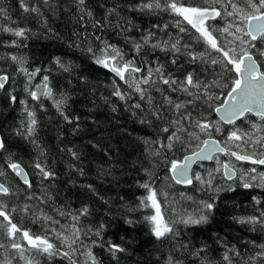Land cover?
<instances>
[{"label": "snow or ice", "instance_id": "6c2138e0", "mask_svg": "<svg viewBox=\"0 0 264 264\" xmlns=\"http://www.w3.org/2000/svg\"><path fill=\"white\" fill-rule=\"evenodd\" d=\"M203 2L207 6L189 3L188 0H134V2L129 0L127 5L116 3L111 7L102 4L100 6L105 8L103 19L94 16L89 0H71L68 7L74 8L75 13L78 14V22L91 23L94 28L101 31L106 27L117 29L118 34L124 37L125 42L130 44L132 52L137 56L142 53L147 55V49L165 53L167 62L175 66V71L180 73L177 76L173 71L166 72L165 65L159 62L147 68L142 67L134 58L126 59V53L120 47L100 35H95V40L100 42L96 48L91 46L86 48L92 62L133 88L139 96V101L128 103L132 99L131 95L122 91L115 79L111 97L124 102L125 110L131 111L137 123L151 127L157 133L154 138L139 137L149 163L146 165L143 161H137L139 167L132 166L136 172H142L146 177L143 181H136L137 186L144 189L146 194L139 196L138 203L134 206L127 204L123 196L115 199L124 201L121 208L126 213L152 209L151 213L143 216V221L149 226V234L155 242H159L161 247L168 245L167 254L161 253V264H264V243L249 242L247 254L232 245H225V250L217 257L210 254L211 249L207 241L200 244L184 241L182 235L187 233L182 234L177 225H182L184 229L195 230L208 224L216 212L215 199L209 197L207 200H201L194 214H185L179 219H166L161 210L157 191L153 187L155 176L152 168L157 163L166 162L170 179L176 184L192 185L195 181L202 188L206 186L205 190L210 192H219L222 189L213 185L211 172L209 179H205L199 173H192L191 166L196 161L215 158L217 164L215 171L220 172L222 168L223 176L227 180H232L237 174L232 157L235 161L264 165V150H261L264 149V136H255V132L264 131V123L258 124L249 119V116H255L258 121L264 122V70H262L264 64L260 63V60L264 59V46L255 43L259 40L260 44L264 45V0H203ZM18 3L23 14L40 20L47 32L55 35L54 30L47 25L45 10L55 14L60 8L57 0H18ZM121 8L142 16L167 14L174 18L173 26L177 30L176 34L173 35L168 31L170 28L168 23L154 22L150 27L140 28L132 19L123 16ZM109 17L115 18L114 25ZM0 19H11L3 6H0ZM210 21L221 23H209ZM84 26L86 24H82V27ZM187 26L195 30V33L191 34L193 38L206 46L204 51L192 50V44L182 35L190 33ZM134 29L140 32L138 39L128 35ZM0 32L7 33L11 37L6 41L0 40V46L13 48H26L27 44L23 41L34 35L32 29L27 26L11 27L0 24ZM161 32L166 38L158 35ZM211 53L217 55L213 56ZM0 60L10 61L15 66L13 73L26 78L23 90L36 104V107H32L27 100L18 99L12 91H9L6 85H9L12 76L6 70L0 71V92L5 93L9 106L17 104L21 106L23 118L19 126L12 130V134L20 137L36 150L37 157L31 167L39 179L55 180L57 174L42 159L46 152L38 140L41 122L37 111H46L44 101H50L63 123L72 126L70 132L73 135L83 131L80 117L68 114L70 96L54 88L47 74L49 69L41 67L30 69L25 66L27 57L15 53L0 57ZM53 63L63 72L70 71V66L64 64L59 57H54ZM142 63L146 62L142 60ZM198 63L205 65L203 70L196 67ZM141 73L143 75H137ZM37 76H40V82L33 85L32 81ZM80 79L86 82V77ZM153 87L160 93L159 102L150 94ZM214 89L222 91L217 93ZM224 89L226 91H223ZM170 93H177L188 99H174ZM102 99L111 106L113 112L117 111V105L111 102L110 97L104 96ZM202 104L214 111L219 116V120L213 123L202 112H198L197 109ZM237 121L250 124L254 131H242ZM221 124L230 125L231 128L225 130ZM217 136L223 139H216ZM238 141L243 143H235ZM89 143L92 148L104 151L99 142L89 141ZM249 143H251V151H245ZM233 145L239 151L232 150ZM61 151L67 153L74 162L69 163V170L78 173L81 177L86 176L85 168L81 166L83 153L75 147H62ZM176 152H190V154H185L180 159H169L168 153L174 156ZM4 153H7V156L0 161V178H2L0 179V218H2L0 235L6 238L7 243L0 242V249H10L15 255L11 258L6 257L0 261V264H12L17 257L25 264H41L42 257L46 261L60 258L66 260L67 264H105V261L107 264H140L134 258L128 260L130 256L134 257V253L124 244L105 239L104 232L110 227L108 222H101L87 229L80 226L81 218L90 215L87 203H83L75 211L56 209L60 216L71 219L70 226L62 225L59 229L54 227L59 224L58 220L44 212L36 216L32 212V207L27 204L20 211L25 214L32 213L34 221L42 220L44 225H47L44 232L31 233L14 223L13 213L17 208L9 209L3 200L4 197L16 194L7 182L8 177L10 174L19 177L28 189H32L33 184L28 178L29 173L25 171V166L13 158L14 154L9 152L6 139L0 134V154ZM218 153L228 156L229 160L221 162ZM104 156L106 159L97 169V179L101 182H104L106 177L113 176L112 169L116 167L110 162L109 152L104 151ZM249 173H257L256 168H251L240 175L243 188L252 187L251 181H256L258 178L259 183L256 186H264V172L252 176H249ZM245 177L249 179L245 180ZM79 187L85 190V194L90 193L104 204L110 205L112 202V198H107L98 191L93 183L81 184ZM27 199H34L37 204H48L52 196L45 191L40 197L29 193ZM232 219L250 232L258 230L264 232V209H261L259 214L232 217ZM123 220L130 227L137 222L130 215H124ZM92 236L96 239H92ZM217 242L223 243L219 238ZM94 248H100L104 255L95 253ZM158 251L159 248L150 249L145 258L150 259L152 253ZM80 257H83V261Z\"/></svg>", "mask_w": 264, "mask_h": 264}, {"label": "trees", "instance_id": "16d2710c", "mask_svg": "<svg viewBox=\"0 0 264 264\" xmlns=\"http://www.w3.org/2000/svg\"><path fill=\"white\" fill-rule=\"evenodd\" d=\"M70 2L71 0H57L60 8L55 14L50 10H45L47 25L54 30L55 35H53V33L47 32L40 20L23 14L19 8L18 0H0V6L7 9L11 18L10 20L0 19V24L11 27L27 26L34 33L30 39L23 41L27 44L26 48L0 46V57H6L9 53L24 55L27 57L26 67L30 69L35 67L49 69L47 74L50 77L51 84L57 91L65 92L70 96L68 114L78 115L83 129L77 135L71 134L70 128L72 126L63 123L62 118L50 101H44L47 110L37 111V116L41 122L38 140L46 152L42 159L57 176L55 180L41 181L31 167L37 157L36 150L20 137L12 134V130L19 126L23 118L20 111L21 106L19 104L9 106L5 93L0 92V134L6 139L9 152L14 154L13 158L20 161L22 166H25V170L29 173V180L33 184L32 189H28L13 174H10L7 182L13 187L16 194L4 197L3 200L7 203L9 209L17 208V211L13 213V222L31 233H43L47 225H44L42 220L34 221L32 213L25 214L20 211L25 204L32 207V212L36 216H39L40 212L53 216L59 221V224L54 225V227L59 229L62 225L70 226L72 222L70 218L60 216L56 212L57 208L75 211L83 203H87L90 215L81 218V227L87 229L106 221L110 227L104 232L105 239H110L128 247L130 252L134 253V257L130 256L128 260L134 258L140 264H161V253L167 254L168 245L165 244L161 247L159 242H155L149 234V226L143 221V216L151 213L152 209H140L132 213H126L121 208L124 201L134 206L138 203L137 198L146 194L145 190L139 188L136 184L137 180L143 181L146 177L142 172H136L132 166L139 167L136 164L137 161H143L146 165L149 163L143 151L144 145L140 142L139 137L154 138L157 133L153 128L137 123L136 118L131 115V111L125 110L124 102L111 97L110 93L115 79L121 90L131 95L132 99L128 103L139 101V96L133 91V88H130L124 81L114 78L106 69L95 65L86 52V48L89 46L96 48L100 42L95 40V35H100L103 39L120 47L126 53V59L134 58L136 63L142 67L147 68L159 62L165 65L166 72L173 71L177 76L180 73L175 71V66L167 62L166 54L163 52L147 49V55L143 53L139 56L135 55L130 44L125 42L124 37L119 35L118 30L114 27H106L101 31L94 28L91 23L78 22V14L75 13L74 8L68 7ZM128 2L129 0H89L93 14L97 19L104 18L105 8L100 5L104 4L111 7L116 3L127 5ZM188 2L207 6L203 0H188ZM121 12L125 18L132 19L133 23L140 28L150 27L154 22L168 23L170 25L168 31L173 35L176 34L177 30L173 26L174 18L167 14L142 16L136 12L126 11L124 8H121ZM109 19L114 25L115 18L109 17ZM12 21H15V23H12ZM82 24H86V26L82 27ZM187 27L189 28V26ZM189 29L190 33L182 35L185 36L187 42L192 44V50L204 51L206 46L197 42L191 35L195 32L191 28ZM128 35L138 39L140 32L134 29ZM158 35L164 37L162 32ZM9 39L11 37L7 33L0 32V40L6 41ZM211 54L213 56L217 55L216 53ZM54 57H59L64 64L69 65L70 71L63 72L53 63ZM142 60L146 63H142ZM14 67L10 61L0 60V71L6 70L12 76L9 85H6V87L18 99H25L30 106L36 107L35 102L31 101L23 90L26 78L23 75L13 73ZM186 67L191 68L192 66L186 65ZM196 67L203 70L205 65L198 63ZM137 75H143V73ZM81 77H86V82L81 81ZM39 82L40 76H37L32 84L35 85ZM129 83H132V81H129ZM214 91L220 93L222 90L214 89ZM223 91H226V89ZM150 94L157 102L161 99L160 93L155 90V87L151 89ZM170 95L174 99H188V97L177 93H170ZM104 96L110 97L111 102L117 105V111L113 112L111 106L103 101L102 97ZM197 111L202 112L213 123L218 121L214 111L208 108L207 105L202 104ZM249 119L259 124L257 118L249 116ZM237 124L240 125L242 131H254L251 125L246 122L240 121ZM221 127L225 130L231 128V126L222 124ZM255 136H264V131L255 132ZM215 138L223 139L219 136ZM89 141L99 142L104 151L110 153V162L116 165L112 169L114 175L106 177L104 182L97 179L98 166L106 159L104 151L92 148ZM235 143L242 144L243 142L238 141ZM62 147H75L83 153L81 166L85 168L86 176L81 177L78 173L69 170V163L74 162L71 161V157L67 153L61 151ZM232 150L239 151L234 145ZM245 151H251V143L245 147ZM185 154H190V152H176L174 156L172 153H168V157L169 159H180ZM6 156L7 153L0 154V161ZM228 158L220 157V161L223 162ZM231 160L237 170L236 178L231 181L225 180L222 168L220 172L215 171L217 168L215 161L197 166L194 171V173H199L205 179L210 178L209 172H211L213 185L222 189L219 192L207 191L205 190L206 186L202 188L195 181L189 187L177 185L170 179L166 162L157 163L152 168L155 176L153 187L157 191L158 200L161 202V210L166 219H179L182 215L194 214L197 212L201 200H207L209 197L215 199L216 212L208 224L195 230L184 229L182 225H177V227L180 228L182 234L187 233V235H182L184 241H191L193 244L207 241L211 249L210 254L217 257L225 250V245H232L247 254L249 242L264 243V232L259 230L250 232L232 219V217L259 214V211L264 209V186H256L259 183V178L256 181H251L253 186L247 189L242 187V181L240 180V175L243 172L256 168L257 173H260L264 172V168L251 166L248 163H236L233 159ZM257 173H249V176ZM248 179L249 177H245V180ZM69 181L72 183H69ZM87 183L95 184L98 191L107 198H112L111 204H104L90 193L85 194V190L79 185ZM229 185L231 188H229ZM45 191L52 196L48 204H37L36 200L27 199L29 193L40 197ZM118 196H123L124 201H117L115 198ZM188 197H191V199ZM124 215H130L135 219L137 221L135 225L131 227L126 225L123 220ZM218 238L223 243L217 242ZM92 239H96V237L92 236ZM0 242L7 243L3 235H0ZM87 242L85 241V243ZM153 248H159L160 251L153 252L150 259H146L149 250ZM93 251L98 255H104L100 248H94ZM4 259L5 256L0 255V261ZM80 259L83 261V257H80ZM18 260L14 259L12 264L14 261H16L15 264H25L20 263ZM41 264H67V261L60 258L46 261L45 258H41ZM105 264H107V261H105Z\"/></svg>", "mask_w": 264, "mask_h": 264}, {"label": "water", "instance_id": "95a60500", "mask_svg": "<svg viewBox=\"0 0 264 264\" xmlns=\"http://www.w3.org/2000/svg\"><path fill=\"white\" fill-rule=\"evenodd\" d=\"M190 28H191V26H189ZM194 32H195V30L194 29H192ZM112 74V73H111ZM113 75V74H112ZM215 113V112H214ZM215 116L217 117V119L219 120V116L215 113ZM253 117H255V116H253ZM237 122H239V121H237ZM225 126H230V125H225ZM218 156H225V155H223V154H217ZM231 159H233L234 161H235V158L234 157H232ZM213 160H204V161H196L195 163H193L192 164V166H191V168H192V173H194V171H195V169H196V167L197 166H200V165H206V164H210L211 162H212ZM236 162H238V163H248V162H243V161H236ZM248 164H250V165H252V166H257V167H261V168H264V165H254V164H251V163H248ZM222 173H223V169H222ZM236 176H237V174H236ZM236 176L233 178V179H235L236 178ZM18 178V180L23 184V182H22V180H20V178L19 177H17ZM29 178V177H28ZM225 178V177H224ZM232 179V180H233ZM225 180H227L226 178H225ZM227 181H231V180H227ZM177 185H179V186H181V187H189L190 185H181V184H177Z\"/></svg>", "mask_w": 264, "mask_h": 264}, {"label": "flooded vegetation", "instance_id": "af4514ba", "mask_svg": "<svg viewBox=\"0 0 264 264\" xmlns=\"http://www.w3.org/2000/svg\"><path fill=\"white\" fill-rule=\"evenodd\" d=\"M209 23H217V24H219V23H221L220 21H215V22H213V21H210ZM255 43H257L258 44V46H264V45H261L260 44V41L258 40V41H256ZM260 63H262V64H264V59H261L260 60ZM262 70H264V68H262ZM252 117V116H251ZM259 122V124H261V123H264V122H260V121H258ZM236 167V166H235ZM11 258V257H8V256H5V258ZM43 258V257H42ZM18 261H20V263H25L24 261H22V260H18ZM16 263V261H14L13 262V264H15Z\"/></svg>", "mask_w": 264, "mask_h": 264}, {"label": "rangeland", "instance_id": "374dc122", "mask_svg": "<svg viewBox=\"0 0 264 264\" xmlns=\"http://www.w3.org/2000/svg\"><path fill=\"white\" fill-rule=\"evenodd\" d=\"M219 159H220V158H219ZM226 161H228V159H227ZM215 164H216V162H215ZM216 165H217V164H216ZM0 255H1V256L12 257L13 255H15V253L12 252L11 250H8V249H4V250H1V249H0ZM17 259H19V258L17 257ZM22 261H23V260H22Z\"/></svg>", "mask_w": 264, "mask_h": 264}, {"label": "bare ground", "instance_id": "6f19581e", "mask_svg": "<svg viewBox=\"0 0 264 264\" xmlns=\"http://www.w3.org/2000/svg\"><path fill=\"white\" fill-rule=\"evenodd\" d=\"M116 78H118V77H116ZM119 79V78H118ZM26 171V170H25ZM27 172V171H26ZM17 178V177H16ZM18 179V178H17Z\"/></svg>", "mask_w": 264, "mask_h": 264}]
</instances>
